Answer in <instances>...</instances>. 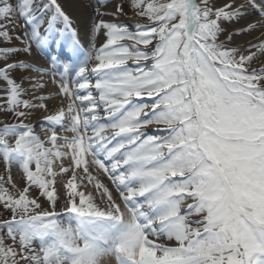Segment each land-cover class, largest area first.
Segmentation results:
<instances>
[{
    "label": "snow or ice",
    "instance_id": "1",
    "mask_svg": "<svg viewBox=\"0 0 264 264\" xmlns=\"http://www.w3.org/2000/svg\"><path fill=\"white\" fill-rule=\"evenodd\" d=\"M104 2L95 0L100 19L91 33L106 40L84 51L58 0H0V81L7 86L0 112L17 121L0 126L8 173L0 176V214L9 217L0 219V264H264V64L252 67L264 57V39L229 46L234 36L264 29V0L221 7L212 0H128L134 31L102 19L127 15L121 3L102 11ZM248 16L258 19L219 39L221 21ZM57 31L73 37L64 62L52 56L49 69L16 59L31 57L33 45L42 52ZM13 39L19 46H6ZM129 60L146 64L131 71ZM16 69L29 73L21 81L33 90L59 75L53 83L66 107L62 101L49 115L47 97L22 99L27 90L11 76ZM145 95L150 105L132 104ZM101 104L108 123L97 119ZM145 108L151 118L137 119ZM33 109L45 113L46 140L25 123ZM153 123L166 125L168 135L142 139L138 130ZM14 165L23 188L12 179ZM87 185L94 190H78Z\"/></svg>",
    "mask_w": 264,
    "mask_h": 264
},
{
    "label": "bare ground",
    "instance_id": "2",
    "mask_svg": "<svg viewBox=\"0 0 264 264\" xmlns=\"http://www.w3.org/2000/svg\"><path fill=\"white\" fill-rule=\"evenodd\" d=\"M45 1V0H43ZM119 0H111L108 2V0H105L103 7L101 8L102 11L106 12H112L114 11L115 5ZM213 4L216 7H221L225 3H229L230 0H212ZM237 3H242L243 0H236ZM58 3L61 4L65 12L69 15V17L72 20V28L76 30L78 33V40L83 47L84 51H89L93 48V45L95 48H99L106 40V37L103 35V32L93 35L91 33V24L94 19H98L99 17H94L93 16V8L96 6L95 0H58ZM85 4H90L92 5L91 7H85ZM47 17H45V20ZM105 21H110V22H123V21H129L131 23L134 22L133 17L127 18L126 16H120L118 21L114 20V18L110 15H106L102 17ZM258 19L256 16H248L244 20H241L239 24L236 22L229 23L227 21H224V25L222 28L225 29V32L220 35L219 39L220 40H225L227 33L230 31H233L235 28L240 27V26H246V22H251ZM59 25L58 30L62 29L64 27L62 22H58L56 26ZM47 25L44 24L41 28V32H43V28L46 27ZM20 29L18 28L16 32H12V35L15 36L18 34ZM264 31V29H257L254 32L251 33H243L240 36H234L232 39V42L229 46H236V45H242L245 48L248 46L249 42L252 44L259 43L261 39H264V36H261V32ZM52 39H50L48 46L41 52L36 50L35 46L33 45V54L31 57L21 55L17 59L20 60H27L30 63H33L34 66L36 67H42V68H51L50 64V58L52 56H57L59 58V61L62 63L66 60L68 57V45L71 43L73 37L71 34V31H65L63 34H61L59 31L51 34ZM60 40L61 43L60 45H57L56 40ZM12 43L15 47H18V42L15 41L14 39L12 40ZM131 43V42H129ZM46 55V56H44ZM264 64V57H260L258 59H254L252 61V67L259 68ZM131 71H136L132 70V68H129ZM74 74V73H73ZM17 75L19 77L23 76L24 74L22 73L21 70H17ZM29 73L25 72V76H28ZM53 79H55L57 82L60 80L59 75L53 77L51 75L44 77V82H45V87L43 89H36L33 90L32 87L28 88L26 93L28 96H30V102L31 103H39L40 101L38 99H34L35 95L37 97L40 96H45L47 99L43 101L48 105L49 112L47 114L51 115L54 114L55 111L62 106V101H63V106L66 107L68 101L64 98H60V96L57 95L58 92V87L56 83H53ZM94 79V77H93ZM31 85V83H30ZM93 94L98 96V93L93 90ZM138 98V97H135ZM102 108H98L97 111ZM149 109V108H148ZM45 113L43 110L40 109H35L32 110V115L31 117L35 116L38 119L44 120ZM107 117L104 114L101 116L98 114L97 119L99 121H102L101 118ZM28 120V119H27ZM106 123V122H104ZM152 129L154 126L152 124L147 125L142 127V129ZM111 129L106 130L105 134L106 135H111ZM42 134V132H41ZM60 135V133H59ZM89 135H91V132H89ZM166 133H161L160 136H164ZM46 137V136H45ZM115 143V141H114ZM49 144H47V147ZM51 146V145H50ZM65 166H67V161H64ZM94 175L98 176L100 180H102L106 185H108L110 188H112L111 182L107 179L106 176L102 172H93ZM59 183V182H58ZM85 184L87 183L86 181L84 182ZM78 190H84L85 192L87 191H93V186L92 185H87L86 188L83 186H80V189Z\"/></svg>",
    "mask_w": 264,
    "mask_h": 264
},
{
    "label": "rangeland",
    "instance_id": "3",
    "mask_svg": "<svg viewBox=\"0 0 264 264\" xmlns=\"http://www.w3.org/2000/svg\"><path fill=\"white\" fill-rule=\"evenodd\" d=\"M110 1L111 0H108V2H110ZM118 2L122 4V6L124 8V11L127 13L126 17L127 18L133 17V13H132V10L129 7L128 0H119ZM36 3L42 5L43 3H47V0H45V1L36 0ZM48 15H51V13H48ZM98 19H100V18H98ZM133 19H134L133 23H131V22L127 21V20L123 21L121 23L128 25L130 31H134L135 29L133 28V24L136 22L137 18L133 17ZM141 22L143 23V21H141ZM220 24H221V27H223L224 21H221ZM58 26L59 25L56 26L57 29L59 28ZM11 35H12V33H11ZM129 42H131V41H122L121 43L130 44ZM0 46H5V45L0 43ZM6 46L15 47L13 45L12 41H11L10 44H8ZM140 47L143 48L144 46L141 45ZM44 56H46V55H44ZM9 62H12V59H10ZM147 63L150 64V62H147ZM145 64H146V62H144V61H140V62H137V61H134V60L127 61V67L128 68H132V70H136L138 67H144ZM2 66H3V61H0V67H2ZM17 70L18 69L14 70L11 73V76L16 80L17 83L21 84L22 88H24L26 90L28 88H31L30 82L28 80L25 79V80H23V82L21 81V77L22 76L19 77L17 75ZM22 73L24 74L23 76H25V72H22ZM6 87H7L6 83L4 81H0V105H3L5 103V101L3 99V97L5 96V92L3 91V89H5ZM29 97L30 96H28V94L25 93L21 98L22 99H26V100H30ZM35 97H37V96L35 95ZM60 98H62V97H60ZM131 102L134 105H137V104H149L150 105L153 102V100H152V98L147 97L145 95V96H141V97H138V98L132 97L131 98ZM99 108H102V109H99L97 111V113L99 115H101V116L103 114L106 116L107 114L104 111V105L101 104ZM33 110H35V109H33ZM145 113H147V115H145ZM150 118H151V109L150 108L149 109L145 108L143 113L141 114V116L138 117L137 119L144 120V119H150ZM101 120H102V121H100L101 123L110 122L107 117L101 118ZM15 122H17V121H15L14 118L10 114H5L3 112H0V126H2L3 123H15ZM25 123L26 124H31L32 127H33L34 132L37 135H39L42 140H46L44 129L49 127V125H48V123L45 120H41V119H38L37 117L33 116V117H30L28 120H25ZM148 125H150V124H148ZM152 125L154 126V128H152V129L151 128L148 129V130L144 129V128L142 129V127L147 126V125H142L141 128L138 130L140 132V134H141V138L142 139H147L148 137H153V138H159V139L162 140L164 137H166L168 135V132L166 130V125L155 124V123H153ZM41 132H42V134H41ZM161 133H164V134L166 133V135L160 136ZM60 135L61 136H64V135L70 136L71 134L70 133H62L61 132ZM45 146L47 147V143L45 144ZM48 147H50V144H49ZM31 167L34 169L35 165H32ZM0 176H4L5 179H7V176H8V173L5 171V167H4V164H3L2 161H0ZM11 176H12L13 181L16 183L17 187L18 188H23L24 181L22 179V173H21V171H20L18 166L14 165L12 167ZM171 179L176 180V179H179V178H171ZM5 187H9L10 191L12 190L10 185L6 184ZM56 188H57V194H58L59 199H60V203L63 204L64 199H65V189H63V187H62V185L60 183L56 184ZM31 195L32 196H37L38 195V190L35 189V188L31 189ZM41 200L43 201V198H41ZM186 203H191V201L189 200ZM185 207H186V204H185ZM7 218H9V217H8V215L6 213L0 214V219H7ZM194 218L195 217H190L189 219H194ZM61 219L65 223H67V221H68V217L66 215L63 216Z\"/></svg>",
    "mask_w": 264,
    "mask_h": 264
}]
</instances>
